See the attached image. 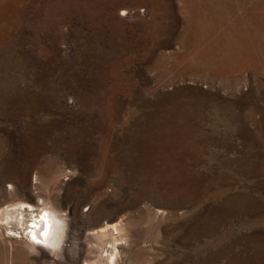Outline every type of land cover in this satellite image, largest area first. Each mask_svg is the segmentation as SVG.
Wrapping results in <instances>:
<instances>
[{
	"label": "rangeland",
	"instance_id": "obj_1",
	"mask_svg": "<svg viewBox=\"0 0 264 264\" xmlns=\"http://www.w3.org/2000/svg\"><path fill=\"white\" fill-rule=\"evenodd\" d=\"M115 254L264 264V0H0V264Z\"/></svg>",
	"mask_w": 264,
	"mask_h": 264
},
{
	"label": "bare ground",
	"instance_id": "obj_2",
	"mask_svg": "<svg viewBox=\"0 0 264 264\" xmlns=\"http://www.w3.org/2000/svg\"><path fill=\"white\" fill-rule=\"evenodd\" d=\"M6 211H8V210H6ZM48 211L46 210L45 213L42 215V218L39 219L37 222L33 223L32 231H31L36 242L40 243V245L45 243V242L50 243V242H54L56 240V238L54 237L56 225H55L54 220L51 218L52 213L48 212ZM15 213H17V211ZM15 215H17V214H15ZM6 216H7V214H6ZM11 216H13V215H11ZM11 220H12V217H11ZM117 250H118V248H117ZM117 260H118V258H117V255L115 254L114 258L112 259V263L116 264Z\"/></svg>",
	"mask_w": 264,
	"mask_h": 264
}]
</instances>
